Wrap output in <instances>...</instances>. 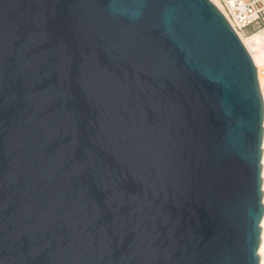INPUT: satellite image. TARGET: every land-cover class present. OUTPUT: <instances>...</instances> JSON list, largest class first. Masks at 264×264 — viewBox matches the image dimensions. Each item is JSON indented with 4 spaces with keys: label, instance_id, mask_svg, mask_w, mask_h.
I'll list each match as a JSON object with an SVG mask.
<instances>
[{
    "label": "water",
    "instance_id": "1",
    "mask_svg": "<svg viewBox=\"0 0 264 264\" xmlns=\"http://www.w3.org/2000/svg\"><path fill=\"white\" fill-rule=\"evenodd\" d=\"M263 138L211 0H0V264H261Z\"/></svg>",
    "mask_w": 264,
    "mask_h": 264
},
{
    "label": "built area",
    "instance_id": "2",
    "mask_svg": "<svg viewBox=\"0 0 264 264\" xmlns=\"http://www.w3.org/2000/svg\"><path fill=\"white\" fill-rule=\"evenodd\" d=\"M211 1L227 19L242 43L243 37L246 38L252 35L255 30L262 31L259 46L264 51V0H216L217 3ZM257 75L264 101L260 85V79L264 80V67L257 69Z\"/></svg>",
    "mask_w": 264,
    "mask_h": 264
},
{
    "label": "bare ground",
    "instance_id": "3",
    "mask_svg": "<svg viewBox=\"0 0 264 264\" xmlns=\"http://www.w3.org/2000/svg\"><path fill=\"white\" fill-rule=\"evenodd\" d=\"M217 3L216 0H213ZM261 32H255L249 37H243V43L251 54L252 60L257 69L264 67V51L260 48L259 44L261 42ZM260 85L264 96V80L260 79ZM262 179H263V192H264V138H263V158H262ZM264 202V197H263ZM262 226V237L261 244L259 247L260 262L264 264V217L261 222Z\"/></svg>",
    "mask_w": 264,
    "mask_h": 264
},
{
    "label": "rangeland",
    "instance_id": "4",
    "mask_svg": "<svg viewBox=\"0 0 264 264\" xmlns=\"http://www.w3.org/2000/svg\"><path fill=\"white\" fill-rule=\"evenodd\" d=\"M252 31V30H251ZM255 32H259V30H255L253 33H255ZM249 37V36H248ZM261 67H263V66H261Z\"/></svg>",
    "mask_w": 264,
    "mask_h": 264
}]
</instances>
